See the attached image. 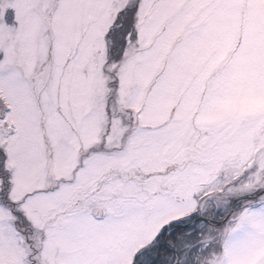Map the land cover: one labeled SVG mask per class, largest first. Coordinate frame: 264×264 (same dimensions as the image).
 I'll return each instance as SVG.
<instances>
[{
    "label": "snow or ice",
    "instance_id": "obj_1",
    "mask_svg": "<svg viewBox=\"0 0 264 264\" xmlns=\"http://www.w3.org/2000/svg\"><path fill=\"white\" fill-rule=\"evenodd\" d=\"M237 87L264 98V0H0V264H264Z\"/></svg>",
    "mask_w": 264,
    "mask_h": 264
},
{
    "label": "rangeland",
    "instance_id": "obj_2",
    "mask_svg": "<svg viewBox=\"0 0 264 264\" xmlns=\"http://www.w3.org/2000/svg\"><path fill=\"white\" fill-rule=\"evenodd\" d=\"M223 110L226 113H240L242 115H255L264 111V98H259L251 93H245L241 87H237L234 93L228 97L223 103ZM232 199V198H231ZM227 204L216 205L214 202H210V212L217 218L216 222L223 220L231 210L234 199ZM244 204L238 201L232 211V214L240 210ZM198 223V222H197ZM224 224V223H223ZM223 224L218 225L222 227Z\"/></svg>",
    "mask_w": 264,
    "mask_h": 264
},
{
    "label": "water",
    "instance_id": "obj_3",
    "mask_svg": "<svg viewBox=\"0 0 264 264\" xmlns=\"http://www.w3.org/2000/svg\"><path fill=\"white\" fill-rule=\"evenodd\" d=\"M241 199H244V197H238V198H235V199H234L233 204H232V207H231V210H230V212L228 213L227 216H230V214H231L232 211L234 210V207H235L236 203H237L239 200H241ZM227 216H226L223 220L218 221L217 224H218V225L223 224V223L226 221Z\"/></svg>",
    "mask_w": 264,
    "mask_h": 264
},
{
    "label": "trees",
    "instance_id": "obj_4",
    "mask_svg": "<svg viewBox=\"0 0 264 264\" xmlns=\"http://www.w3.org/2000/svg\"><path fill=\"white\" fill-rule=\"evenodd\" d=\"M233 199H234V198H232L231 201H232ZM244 199H245V198H244ZM244 199L239 200L240 204L244 202ZM185 230H187V226H186V229H185Z\"/></svg>",
    "mask_w": 264,
    "mask_h": 264
}]
</instances>
